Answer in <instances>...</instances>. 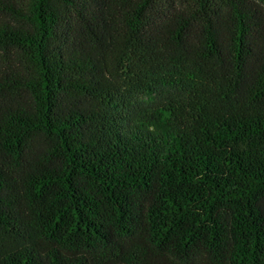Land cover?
<instances>
[{
  "label": "trees",
  "instance_id": "obj_1",
  "mask_svg": "<svg viewBox=\"0 0 264 264\" xmlns=\"http://www.w3.org/2000/svg\"><path fill=\"white\" fill-rule=\"evenodd\" d=\"M0 264H264V0H0Z\"/></svg>",
  "mask_w": 264,
  "mask_h": 264
}]
</instances>
